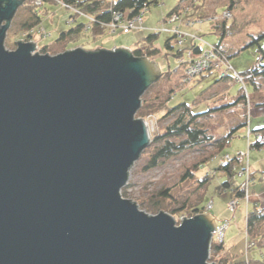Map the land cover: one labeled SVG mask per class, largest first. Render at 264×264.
Returning <instances> with one entry per match:
<instances>
[{"label": "water", "instance_id": "1", "mask_svg": "<svg viewBox=\"0 0 264 264\" xmlns=\"http://www.w3.org/2000/svg\"><path fill=\"white\" fill-rule=\"evenodd\" d=\"M23 3L0 0V264H215L210 215L176 225L120 195L151 142L135 116L159 64L123 47L8 51Z\"/></svg>", "mask_w": 264, "mask_h": 264}, {"label": "rangeland", "instance_id": "2", "mask_svg": "<svg viewBox=\"0 0 264 264\" xmlns=\"http://www.w3.org/2000/svg\"><path fill=\"white\" fill-rule=\"evenodd\" d=\"M178 2L179 0H161L158 5H151L144 15L141 30L130 31L127 34L117 32L112 35L105 30V34L95 37L90 31H81L73 39L63 42L58 41L60 33L67 32L76 25L87 24L88 20L76 17L75 22L69 23L72 21L71 12L60 4L46 1L37 9L41 23L35 27L36 32L30 40L38 45L37 53L43 54L41 49L47 47L45 48L46 54L54 56L74 48H82L86 51H95L96 49L109 51L120 47L131 49L136 47V43L149 33H158L155 47L160 50V53L152 61L159 64L162 74L171 73L160 78L142 95L144 118L138 117L137 114L135 116V119L141 118L146 121L151 139L152 134L158 131L162 132L171 123L172 118L160 120L163 110H166L164 106L166 103L169 102L170 106L180 103L191 104L193 111L198 113L205 111L211 104L223 106L233 103L239 89L242 88V84L233 83L230 79L219 81L220 74L217 71L198 77L190 87L187 86L188 88L181 83L183 68L178 66L177 59L173 56L179 48L173 39L171 42L173 50L168 52L164 47V42L172 38V34L159 31L172 29L179 24V22L175 25L163 22ZM185 3L192 7L188 13L181 15V19H185L189 15L197 18L219 17L226 10L230 11L231 18L227 21L208 19L193 28L186 27L182 23L179 25L183 32L198 34L204 42L216 44L219 36L213 26L226 23L227 36L224 45L231 48L224 49L230 52L229 63L236 72L241 73L252 68L260 56L258 48H261L264 53V38L260 39L258 44H252L247 49L239 51L248 44L251 37L264 33V0H193V2H184L180 6ZM23 7L24 5L20 9L18 8L7 31L4 46L8 51L15 50L16 42L23 41L22 38L26 34V30L22 31L20 26L28 15ZM38 29L43 30L47 36L39 35ZM189 45L190 42L186 41L185 46ZM238 51L240 53L237 54ZM166 53L169 55L166 56ZM261 62L264 64V59ZM245 86L255 105L248 114V126L255 133L264 128V78L257 77L255 86L247 82ZM235 116V114L233 117L220 115L211 121L207 120L201 123L200 126L213 138H220L226 136L231 127H236L241 123L242 120ZM244 130L245 127L237 131L228 145L218 153L213 145L189 148L169 160L161 162L155 169L144 171L143 167L150 156L147 151L150 147L148 146L128 170L127 183L120 191L121 197L135 202L138 209L147 215L154 216L159 211L166 212L178 225L183 217L184 219L191 218L188 208L198 202L200 194L203 192V188L199 186L197 180L207 174L211 178L200 204V207H204L206 211L202 214L210 215L217 223L222 224L225 221L229 223L224 232L225 252L223 255L213 253L215 257L209 263L216 264L221 256L227 257L229 262L237 263L244 260L249 261V259H264V247H262L264 245V224L258 227L260 236H254L247 241L244 221L248 210L264 207V148L251 149V143L255 141L256 136L253 133L248 142L244 136ZM262 137H264V133L259 139ZM238 155L241 156L233 171V181L244 182V176H239L238 173L245 167H249L250 176L251 173H254V179L249 185V203L246 204L243 199H240L235 211H231L228 209V205L233 200L232 193L218 189L227 177L216 169L226 157L233 159ZM205 159L208 162L204 164L203 168L197 169L196 167L200 166ZM189 172L192 175L187 177ZM165 193H168L169 196H165ZM259 239L261 240L260 244L256 243L255 246L247 249V244L252 240L255 243Z\"/></svg>", "mask_w": 264, "mask_h": 264}, {"label": "trees", "instance_id": "3", "mask_svg": "<svg viewBox=\"0 0 264 264\" xmlns=\"http://www.w3.org/2000/svg\"><path fill=\"white\" fill-rule=\"evenodd\" d=\"M30 1L32 0H25V3L23 4L24 5L23 9H25L28 12V15L25 18L24 22L21 23L20 25L22 31L26 30V32L31 29H36L35 27L41 23L40 15L37 12L38 8L30 5ZM46 1L53 2L52 0H45L44 2ZM59 1L64 2L73 7H76L82 10L84 13L95 18L96 22L92 25L90 29V32L94 37L105 34V27H103L102 24L108 23L110 21L112 11L129 10L132 12L133 15V14H137L143 8L148 9L151 5H158L160 3V0H59ZM184 2H193V0H179L176 7L171 12L179 9L180 5ZM85 25L86 24H79L67 32L60 33L58 37V41L65 42L73 39L81 31L84 30L83 28ZM213 27L219 36V40L215 45L229 58L230 52L224 49V48H231L230 46L226 47L224 45V41L226 40V36H227L226 23L223 22L222 24H214ZM32 37H33L32 34L27 33L23 36L22 39L25 42H29ZM262 38H264V33L256 35L255 37H251L250 38L251 40L248 42V44L245 45L243 48H241L239 51H243L247 49L252 44H258L259 40ZM157 39H158V33H149L148 35L144 36L136 43V47L131 48L132 54L136 58L147 57L148 59L152 60L160 53V50L155 47V43ZM173 39L174 38L172 37L164 42V47L168 52L173 50L171 45ZM45 48L47 47L41 49V52L43 51V54H46ZM192 49H194L195 52L199 51L197 47ZM239 51L237 52V54L240 53ZM258 51L260 53V56L253 64L252 68L245 72H241V73L239 72L240 74L245 76L251 75L248 79H246V82L252 86H255V79L257 77L262 76L264 78V64H262L261 62L262 59H264V53L261 48H258ZM181 52L182 50L177 49L176 52L173 54V56L177 59V61L182 55ZM165 55L168 56L169 54L166 53ZM170 73L171 72L162 74L161 78H164L165 77L164 75H169ZM223 79L226 80L228 78H219V81ZM171 95H169V97H171ZM240 102H243V95L241 88L239 89V92L235 97L233 103L223 106H216L217 104L216 105L211 104L207 107L205 111L198 113H195L193 111L191 104L180 103L170 106L168 104L169 102L166 103L164 105L166 110L165 109H164L165 111L163 110V114L161 115L160 120H166L168 118H172L171 123L168 126H166L162 132L158 131L151 135V142L149 145L150 147L147 150L150 153V156L145 166L143 167V170L149 171L155 169L156 167L159 166L161 162L169 160L173 156H176L177 154H180L181 152L189 148L195 149L202 146L213 145L217 153L221 151L225 146L228 145L229 141L237 131L247 126L246 123L247 112L245 110L237 109V105ZM143 107H144V100H142L140 110L137 113L138 117L144 118ZM233 114L236 115L235 117L238 116L239 119L242 121L241 123L238 124V126L231 127V129L229 130L226 136L215 139L211 135H209L207 131L203 129V127L200 126L201 123H204L207 120L211 121V119L217 118L220 115H225V116L231 115L233 117ZM255 133L259 134L261 137L262 133H264V128ZM259 138L256 137L255 141L251 143L250 146L251 149L264 148V137H262L261 139ZM240 156L241 155H238L233 159L230 158L228 162L224 161L223 163H220L218 168L216 169L217 171L223 172L227 177L225 181L221 183L218 189H221L224 192L230 191L232 193V197L238 200L244 198V189H243L244 184L241 183V186L233 187V183H234L233 171L235 165L240 161ZM207 162L208 161L205 159L204 162L200 166H198L199 168L198 167L196 168L197 169L203 168L204 164ZM191 175L192 173L189 172L187 174V177ZM253 175L254 173H251L250 176L251 179H254ZM210 178L211 176L204 174V176L201 179L197 180L199 186L203 188V192L200 194L198 202L188 208L189 210L188 213L190 217L206 212L204 207H200V204L203 200V195L205 193L204 191L206 189V186L208 185ZM165 196H169V194L165 193ZM261 224H264V207L259 209L255 207V209L253 208V210H248L247 221H246L247 232L245 234L247 241L248 239L251 240L254 236L255 237L260 236L259 235L260 230L258 229V227L261 226ZM260 241L261 240L259 239L256 240L255 243H253L252 240L250 242L252 243V246L250 248L255 246L256 243L260 244ZM262 247H264V245ZM225 249L226 247L224 243L218 244L216 241H212L211 243L212 253L209 262H212V258L215 257L213 253L215 254L221 253L223 255ZM216 262L218 264H264V259L262 260L249 259V261L244 260L242 262L237 263V262H229V259L227 261V257L221 256Z\"/></svg>", "mask_w": 264, "mask_h": 264}, {"label": "built area", "instance_id": "4", "mask_svg": "<svg viewBox=\"0 0 264 264\" xmlns=\"http://www.w3.org/2000/svg\"><path fill=\"white\" fill-rule=\"evenodd\" d=\"M45 0H32L30 2V5L38 8L41 5H43ZM54 3L62 5L65 9H67L69 12H71V22H75L76 17H82L86 20H88V23L84 26L83 31H90L92 25L96 22L95 18L84 13L82 10L73 7L71 5H68L64 2H61L59 0H52ZM161 1V0H160ZM190 7L192 5H189L187 3L183 4L179 7L176 11L170 12L163 20V22L169 23V24H176L177 22L184 24L186 27L193 28L195 26H198L202 24L204 21L211 19L212 21H227L231 18V13L229 10H226L223 12L221 16H213L210 18H204V17H193V16H187L185 19H181V15L183 13H188L190 11ZM148 9L143 8L141 9L137 14H133L129 10L126 11H119L114 10L111 13V19L108 23L102 24L103 27H105V30L108 34L112 35L117 32L127 34L130 31H138L142 29V22L144 15ZM174 26L172 29H162L159 31L169 32L172 34V37L175 39V42L179 48V50H182L181 57L178 59V66L183 68L182 71V78L181 83L184 86L192 85V83L200 76H203L207 73L212 72H219L220 78H228L233 83H239L242 84V95H243V102H240L237 105V109L239 110H245L247 112V126L244 130V136L249 142L251 135L254 133L248 126L249 121V111L252 109L255 105L254 102L251 100V96L246 90V79H248L251 75H242L238 72H236L229 63V58L215 45V44H209L203 41L202 37L195 33H186L183 32V30H180V25ZM39 35L42 37H46L47 34L41 30H37ZM36 32V29H31L26 32L29 34L34 35ZM25 35V34H24ZM189 41L190 45L188 47L185 46V42ZM29 42H33L30 40ZM36 44V43H35ZM198 48V52H195L192 48ZM38 48V45L36 44V50ZM37 52V51H36ZM188 88V87H187ZM146 122V121H145ZM147 124V123H146ZM148 127V124H147ZM149 129V127H148ZM150 133V131H149ZM257 138L260 137L259 134L254 133ZM249 144V143H248ZM230 160L229 157H226L224 161L228 162ZM249 167H245L241 172L238 173L239 176H244V182H243V189H244V198L246 204L250 201V193H249V185L252 181L250 178V172ZM241 186V183H237L234 181L233 187H239ZM239 204L238 199H234L229 203L228 209L231 211H235L236 207ZM210 208V205L208 206V209ZM245 232L246 230V221H247V212L245 216ZM228 221H225L224 223L220 224L215 221V229L212 232V240L216 241L218 244L224 243V232L226 228L228 227ZM252 246V243L247 244L250 248ZM211 246H210V254H209V261L211 258Z\"/></svg>", "mask_w": 264, "mask_h": 264}, {"label": "clouds", "instance_id": "5", "mask_svg": "<svg viewBox=\"0 0 264 264\" xmlns=\"http://www.w3.org/2000/svg\"><path fill=\"white\" fill-rule=\"evenodd\" d=\"M131 50V49H130ZM132 51V50H131ZM150 60V59H149Z\"/></svg>", "mask_w": 264, "mask_h": 264}]
</instances>
